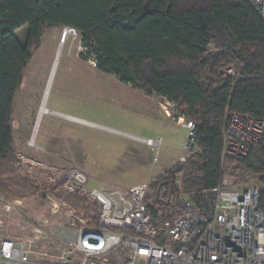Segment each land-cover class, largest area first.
Segmentation results:
<instances>
[{"label":"trees","instance_id":"1","mask_svg":"<svg viewBox=\"0 0 264 264\" xmlns=\"http://www.w3.org/2000/svg\"><path fill=\"white\" fill-rule=\"evenodd\" d=\"M44 27L73 29L99 71L175 104L193 122L200 151L156 177L146 196L155 226L176 215L161 196L209 192L223 176L227 110L264 119V20L246 0H0V168L14 162L13 102ZM229 64L234 77L220 73ZM240 167L254 178L264 213V138Z\"/></svg>","mask_w":264,"mask_h":264},{"label":"rangeland","instance_id":"2","mask_svg":"<svg viewBox=\"0 0 264 264\" xmlns=\"http://www.w3.org/2000/svg\"><path fill=\"white\" fill-rule=\"evenodd\" d=\"M65 31L64 27H44L38 44L30 49L10 121L14 162L0 168V236H37L33 239L37 251L43 245L56 249L61 244L52 233L58 221V215L51 212L52 204L59 205L62 199L65 210L72 211L70 215L85 213L88 219L94 217L96 208L78 193L64 196L60 188L48 197V191L35 182L38 174L22 168L16 154L57 167L80 168L89 177V187L125 191L146 184L148 196L155 178L177 164L185 142V130L166 117L156 101L147 100L110 73L91 66L94 55L90 48L70 31L63 41L60 36ZM25 32L26 28L16 32L20 41H24ZM45 100L47 110L61 115L47 113L39 118L36 110ZM49 138L63 149H71L77 160L43 159L54 155V151L39 148L47 147ZM30 139L34 146L28 145ZM142 139H160V143L148 146ZM236 184L240 189L256 185L250 176L240 177ZM171 198L163 195L160 200L172 205ZM7 204L12 208L5 212Z\"/></svg>","mask_w":264,"mask_h":264},{"label":"built area","instance_id":"3","mask_svg":"<svg viewBox=\"0 0 264 264\" xmlns=\"http://www.w3.org/2000/svg\"><path fill=\"white\" fill-rule=\"evenodd\" d=\"M246 1L264 20V0ZM89 62L94 65L93 59ZM220 73L234 77L236 69L229 64L221 67ZM161 107L166 117L185 130L177 160V164H185L200 151L195 126L175 104L163 101ZM40 111L48 112L43 106ZM224 121L220 154L223 176L212 191L171 198L176 215L162 226H155L146 210V184L125 191L89 187V177L80 168L57 167L16 154L22 168L38 174L35 182L48 191V197L56 188L64 196L78 193L96 208V214L90 219L85 213L70 215L72 211L65 210L61 199L51 209L58 215L52 233L61 240L60 246L52 249L43 245L37 251L33 242L37 236H0V264H264V213L259 208V189H240L234 178L246 175L240 162L249 146L264 138V119L227 110ZM142 142L158 146L160 139ZM28 145L34 146L32 139ZM11 208L7 204L4 211Z\"/></svg>","mask_w":264,"mask_h":264},{"label":"crops","instance_id":"4","mask_svg":"<svg viewBox=\"0 0 264 264\" xmlns=\"http://www.w3.org/2000/svg\"><path fill=\"white\" fill-rule=\"evenodd\" d=\"M91 66H94L95 67V65H93V64H91ZM112 75V74H111ZM116 80H117V78H115ZM123 84V83H122ZM124 86H126V87H128V88H130L131 90H133L134 92H136V93H138L139 95H141V96H143L144 98H146L147 100H149V101H152V102H154V101H156V105L157 106H159V108L160 109H162V107H161V105H162V102H163V100L162 99H160V98H157V97H155V96H153V95H146V94H144L143 92H141V91H139V90H135V89H133V88H131L129 85H126V84H123ZM155 99V100H154ZM45 102H46V100L43 102V104H41L44 108H46V104H45ZM155 103V102H154ZM40 108H41V106L39 107H37V110H36V114L38 115V117L40 118L42 115H46L47 113H51V114H53V115H58L59 113L58 112H55L54 111V113H53V111L52 110H48V112H41L40 111ZM47 109V108H46ZM52 111V112H51ZM61 114H59V116H60ZM166 116V115H165ZM66 119H70L71 121L73 120V121H76V122H78V123H80V124H84V122L85 121H83V120H80V119H77V118H75V117H71V116H64ZM35 129H36V127H35ZM33 135V134H32ZM46 143H48V146L46 147H39L41 150H48L49 152H53L54 153V155H55V152H56V156H54V155H52V154H50V155H47V156H44L43 157V159H48V158H50V159H53V158H61V159H71V160H77V158L76 157H74L73 155H71V153L73 152L71 149H67V148H62V147H60L59 146V142L58 141H55V140H53L52 138H49L48 139V141L46 142ZM31 231V230H30ZM29 234V233H28Z\"/></svg>","mask_w":264,"mask_h":264},{"label":"bare ground","instance_id":"5","mask_svg":"<svg viewBox=\"0 0 264 264\" xmlns=\"http://www.w3.org/2000/svg\"><path fill=\"white\" fill-rule=\"evenodd\" d=\"M66 32H68V31H65V36H66ZM60 37H62V36H60ZM64 38V39H63ZM62 39H63V41L65 40V37H62ZM62 41V40H61Z\"/></svg>","mask_w":264,"mask_h":264},{"label":"water","instance_id":"6","mask_svg":"<svg viewBox=\"0 0 264 264\" xmlns=\"http://www.w3.org/2000/svg\"><path fill=\"white\" fill-rule=\"evenodd\" d=\"M66 29H67V31H69L70 28H66ZM41 107H42V106H41ZM260 241H261V239H260Z\"/></svg>","mask_w":264,"mask_h":264},{"label":"clouds","instance_id":"7","mask_svg":"<svg viewBox=\"0 0 264 264\" xmlns=\"http://www.w3.org/2000/svg\"><path fill=\"white\" fill-rule=\"evenodd\" d=\"M64 33L62 34V37H63Z\"/></svg>","mask_w":264,"mask_h":264}]
</instances>
